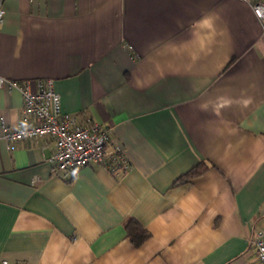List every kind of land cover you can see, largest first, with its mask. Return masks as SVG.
Segmentation results:
<instances>
[{"label":"crops","instance_id":"obj_1","mask_svg":"<svg viewBox=\"0 0 264 264\" xmlns=\"http://www.w3.org/2000/svg\"><path fill=\"white\" fill-rule=\"evenodd\" d=\"M3 8L0 75L52 79L63 111L106 130L107 156L119 146L130 167L56 172L51 137H4L23 97L0 88V262L260 264L251 239L264 233V27L248 2ZM129 218L149 231L140 245Z\"/></svg>","mask_w":264,"mask_h":264},{"label":"built area","instance_id":"obj_2","mask_svg":"<svg viewBox=\"0 0 264 264\" xmlns=\"http://www.w3.org/2000/svg\"><path fill=\"white\" fill-rule=\"evenodd\" d=\"M3 1L0 0V26L4 19ZM264 27V0H245ZM18 88L23 97L21 121L11 128L2 121L4 137L8 142L24 138L49 136L55 142V150L50 157L56 172L67 176L74 170L93 163L105 164L110 170L127 169L130 164L121 147L116 146L110 157L106 153L109 133L97 125H82L77 117L63 111L61 95L54 87L52 79L10 80L0 75V88ZM35 176L33 181H39ZM260 264H264V233L255 232L251 239ZM0 264H9L3 260Z\"/></svg>","mask_w":264,"mask_h":264},{"label":"trees","instance_id":"obj_3","mask_svg":"<svg viewBox=\"0 0 264 264\" xmlns=\"http://www.w3.org/2000/svg\"><path fill=\"white\" fill-rule=\"evenodd\" d=\"M206 168V165L199 164L186 174L182 175L177 181H183L187 177L199 175L204 170H206ZM125 227L127 229L129 238L135 245H140L149 237V231L134 218H129L126 220Z\"/></svg>","mask_w":264,"mask_h":264}]
</instances>
